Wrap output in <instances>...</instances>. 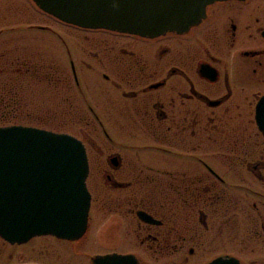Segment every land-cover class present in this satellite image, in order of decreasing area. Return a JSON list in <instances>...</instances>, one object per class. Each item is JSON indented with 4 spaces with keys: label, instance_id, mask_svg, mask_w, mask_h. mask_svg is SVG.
<instances>
[{
    "label": "flooded vegetation",
    "instance_id": "obj_1",
    "mask_svg": "<svg viewBox=\"0 0 264 264\" xmlns=\"http://www.w3.org/2000/svg\"><path fill=\"white\" fill-rule=\"evenodd\" d=\"M53 111L85 147L86 231L0 235V264H264V0L155 37L0 0V127L51 130Z\"/></svg>",
    "mask_w": 264,
    "mask_h": 264
},
{
    "label": "water",
    "instance_id": "obj_2",
    "mask_svg": "<svg viewBox=\"0 0 264 264\" xmlns=\"http://www.w3.org/2000/svg\"><path fill=\"white\" fill-rule=\"evenodd\" d=\"M35 1L69 24L155 37L187 30L219 0ZM87 175L85 147L76 137L33 127H0V235L18 243L44 234L81 236L90 208ZM124 259L98 256L94 264H134Z\"/></svg>",
    "mask_w": 264,
    "mask_h": 264
},
{
    "label": "rangeland",
    "instance_id": "obj_3",
    "mask_svg": "<svg viewBox=\"0 0 264 264\" xmlns=\"http://www.w3.org/2000/svg\"><path fill=\"white\" fill-rule=\"evenodd\" d=\"M40 116L43 118L44 114H40ZM50 126V129L53 130V131H56V132H61V131H64L63 130V127L62 126V118H61V115L60 113H56V112H52L51 114V122L49 124ZM89 184L94 187L96 185V180L91 178L90 179V182ZM93 213V214H92ZM91 214V217H92V229H94L95 227H98V228H101V226H103L105 222H107L108 220H102V219H98L96 218V215H95V211H93ZM109 218V216H108ZM92 233V232H91ZM90 233V234H91ZM89 234V235H90ZM96 238H93V234L90 235L87 239H84V249L85 250H91V251H101V250H106V249H109V246L111 244H103L102 242V237H100L98 240H100L101 242L97 245L95 240ZM109 245V246H108Z\"/></svg>",
    "mask_w": 264,
    "mask_h": 264
}]
</instances>
